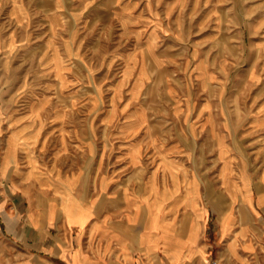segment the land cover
<instances>
[{
  "label": "rangeland",
  "instance_id": "rangeland-1",
  "mask_svg": "<svg viewBox=\"0 0 264 264\" xmlns=\"http://www.w3.org/2000/svg\"><path fill=\"white\" fill-rule=\"evenodd\" d=\"M263 177L264 0H0V183L244 219Z\"/></svg>",
  "mask_w": 264,
  "mask_h": 264
},
{
  "label": "crops",
  "instance_id": "crops-1",
  "mask_svg": "<svg viewBox=\"0 0 264 264\" xmlns=\"http://www.w3.org/2000/svg\"><path fill=\"white\" fill-rule=\"evenodd\" d=\"M34 192L0 183V264H264V177L258 188H236L244 219L225 205L211 216L196 198L181 220L170 200L150 202L123 186L87 198L70 182Z\"/></svg>",
  "mask_w": 264,
  "mask_h": 264
},
{
  "label": "built area",
  "instance_id": "built-area-1",
  "mask_svg": "<svg viewBox=\"0 0 264 264\" xmlns=\"http://www.w3.org/2000/svg\"><path fill=\"white\" fill-rule=\"evenodd\" d=\"M209 264H218V261H217V259H215V258H211V259L209 260Z\"/></svg>",
  "mask_w": 264,
  "mask_h": 264
}]
</instances>
